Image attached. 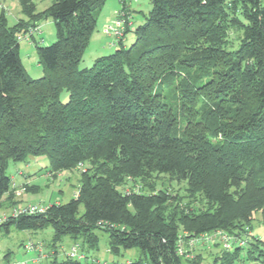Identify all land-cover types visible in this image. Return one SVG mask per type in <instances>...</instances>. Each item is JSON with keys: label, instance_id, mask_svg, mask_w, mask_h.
Returning a JSON list of instances; mask_svg holds the SVG:
<instances>
[{"label": "trees", "instance_id": "trees-1", "mask_svg": "<svg viewBox=\"0 0 264 264\" xmlns=\"http://www.w3.org/2000/svg\"><path fill=\"white\" fill-rule=\"evenodd\" d=\"M105 2L53 0L36 11L19 0L28 19L13 25L0 10V206L15 204L9 160L45 154L51 172L90 164L71 200L0 227L51 226L55 254L66 236L82 253L96 249L102 230L113 254L139 250L125 264H183L182 241L223 230L246 243L223 247L213 264H234L241 252L264 264V240L252 235L256 212L264 224V0H152L145 21L124 29L135 34L130 45L123 35L112 54L81 68ZM49 18L56 40L31 37L44 71L33 78L20 38ZM154 173L185 180L208 208L168 217L166 191L123 190Z\"/></svg>", "mask_w": 264, "mask_h": 264}, {"label": "rangeland", "instance_id": "rangeland-1", "mask_svg": "<svg viewBox=\"0 0 264 264\" xmlns=\"http://www.w3.org/2000/svg\"><path fill=\"white\" fill-rule=\"evenodd\" d=\"M36 11H43L50 6L53 0H33ZM5 11L8 16L10 25L15 24L21 19H28L27 15L22 12L19 0H4ZM152 9V0H106L103 7L97 13V25L92 38L84 52L83 59L80 63L81 68H89L93 65L95 59L100 56L112 54L118 45V38L113 34L105 33L104 29L109 25L115 26L119 18L132 22V29L142 24ZM131 18V19H130ZM130 24V22H129ZM39 28V29H38ZM34 35L37 42L41 45L52 44L56 40V25L51 18L42 21L41 26L34 27ZM40 30V33H38ZM43 35V36H42ZM44 38L43 41L41 38ZM124 43L130 45L135 40V34L132 30L124 35ZM20 54L27 72L33 78H39L44 74L43 67L39 64V57L35 44L28 43L25 37L20 39ZM69 93L64 89L61 93V100L66 102ZM90 164H83L80 168L74 170H59L51 172L52 168L48 156L30 155L26 161L13 162L8 161L7 174L17 182H26L25 185H36L35 192L25 191L22 195V203L41 202L45 205L50 202L66 203L71 200L77 193L80 186L81 170H86ZM30 185V186H31ZM133 186L135 189L144 190L145 193L158 192L164 190L170 194L171 199L166 208L168 217H179L182 212H200L208 208L204 197L200 194L194 195L188 190V184L183 179H178L171 174H156L137 181H130L123 187V190H129ZM33 188V186H32ZM19 203V202H17ZM11 207V206H10ZM5 205L0 206V216L6 212ZM10 211V209H8ZM8 211V212H9ZM80 211L84 207L80 206ZM99 243L96 249L85 251L86 258L80 260L81 264H125L139 256L137 248L123 249L121 254L115 255L109 250V234L105 231L98 230ZM53 229L51 226L37 231L21 230L11 226L6 232L0 227V264H54V256L50 254L53 251L51 239ZM252 235L264 240V224L262 213L256 212L252 221ZM74 240L64 237L56 259L61 262L66 257V251L71 248ZM185 242V241H184ZM182 241V247L185 255L182 256L183 264H193L187 257L197 258L200 256L201 264H213L215 257L221 255L225 245L221 243L202 241L196 242L193 246H188ZM31 243H43V251L28 247ZM42 254H48V257H40ZM234 264H259L257 261L247 260L244 252H241L239 260Z\"/></svg>", "mask_w": 264, "mask_h": 264}, {"label": "built area", "instance_id": "built-area-1", "mask_svg": "<svg viewBox=\"0 0 264 264\" xmlns=\"http://www.w3.org/2000/svg\"><path fill=\"white\" fill-rule=\"evenodd\" d=\"M2 9L3 10L5 9L4 0H0V10ZM126 24L127 21H125V19L119 18L116 21L115 26L109 25L104 29V31L107 34H113L119 39L124 35V29L126 27L125 26ZM36 30L37 29L32 28L30 33H27L25 36H21V38L25 37L26 40L30 41L31 37L36 33ZM26 189H27L26 185L22 184L20 187L16 188L15 193L21 194L25 192ZM135 190L138 191L139 188H136ZM48 207L49 205H45L41 202L38 203L31 202V203H27L26 205H17L13 207L9 212H5L3 215L0 216V224L11 218L19 217L20 215H32V214L44 213L47 211ZM214 239L222 241L226 248L231 247L233 243H237L239 245H244L246 243L244 239L238 238L235 235L229 234L226 231L216 230L191 239L189 241V244L190 246H193L198 241L210 242L213 241ZM182 245L183 244L181 243V248H180L181 253L184 252ZM28 247L31 249H37L39 250L40 253H42L43 251L42 243H37V244L31 243L30 245H28ZM66 255L70 258H79V259L85 258V254L81 252L80 245L78 243L73 244L71 248L66 251Z\"/></svg>", "mask_w": 264, "mask_h": 264}, {"label": "crops", "instance_id": "crops-1", "mask_svg": "<svg viewBox=\"0 0 264 264\" xmlns=\"http://www.w3.org/2000/svg\"><path fill=\"white\" fill-rule=\"evenodd\" d=\"M41 26V25H40ZM38 33H40V30H39V32ZM35 35V34H34ZM43 36V35H42ZM43 37L41 38V40L43 41ZM28 43H31V44H34V42H32V39L29 41L28 40ZM12 180H13V188H18V187H20L22 184H25L26 182H17L16 180H14L13 178H12ZM31 185V184H30ZM31 186H33V188H32V190H30L31 192H35V190H36V185H31ZM14 194V193H13ZM6 197V196H5ZM21 197H22V195H14L13 196V202H15V204L14 205H11V207H10V204H9V202L8 201H5L4 203H3V205H5V207L7 208V210H6V212H8L9 210L8 209H12L14 206H17V205H19V204H23L22 203V199H21ZM17 202H19V203H17ZM5 212H3V214H4ZM3 214H1V215H3ZM43 244V243H42ZM50 254L52 255V256H57V253L55 254V251H52V252H50ZM40 257H45V258H47L48 257V254H42Z\"/></svg>", "mask_w": 264, "mask_h": 264}]
</instances>
